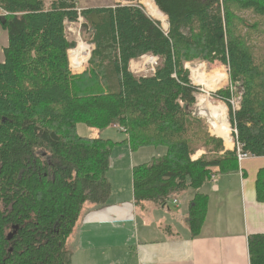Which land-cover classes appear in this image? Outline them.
I'll return each mask as SVG.
<instances>
[{
	"label": "trees",
	"instance_id": "obj_1",
	"mask_svg": "<svg viewBox=\"0 0 264 264\" xmlns=\"http://www.w3.org/2000/svg\"><path fill=\"white\" fill-rule=\"evenodd\" d=\"M119 1L78 13L72 0L48 7L44 0H0L8 40L0 63V264H71L66 243L81 214L107 206L115 143L78 136L79 123L118 127L132 149L163 147L162 157L133 168L134 205L166 207L192 191L186 222L198 235L207 202L200 190L211 169L227 174L238 164L235 152L191 160L198 144L211 141L188 110L196 88L183 63L191 54L218 59L231 82H241L230 123L243 151L264 157V0ZM139 2L167 18L166 33ZM245 13L263 23L239 21ZM79 16L94 51L84 73L72 76L64 28ZM145 55L160 66L152 76L133 75L130 62ZM223 75L213 81L221 84ZM256 200L264 204V170ZM247 245L249 264H264V234L250 235Z\"/></svg>",
	"mask_w": 264,
	"mask_h": 264
},
{
	"label": "crops",
	"instance_id": "obj_2",
	"mask_svg": "<svg viewBox=\"0 0 264 264\" xmlns=\"http://www.w3.org/2000/svg\"><path fill=\"white\" fill-rule=\"evenodd\" d=\"M108 129L116 133L106 135ZM92 130V138L115 143L110 161L117 160L112 165L118 175H108V170L107 206L86 208L69 236L71 264H249L247 239L264 234V204L256 200L264 157H250L236 171L210 175L200 190L207 197L204 221L193 237L186 222L192 195H186L184 205L180 198L166 207L134 205L132 170L158 156L147 161L148 154L132 149L116 127Z\"/></svg>",
	"mask_w": 264,
	"mask_h": 264
},
{
	"label": "rangeland",
	"instance_id": "obj_3",
	"mask_svg": "<svg viewBox=\"0 0 264 264\" xmlns=\"http://www.w3.org/2000/svg\"><path fill=\"white\" fill-rule=\"evenodd\" d=\"M72 1L74 2L76 9L80 11L83 9H97V8H102V7H113L118 3H123L119 0H72ZM51 2L52 0H44V4L46 7H48L51 4ZM141 2H139V4L141 5V8L145 12V14L148 17H150L152 20L158 22L160 24L161 29L166 33L169 28L167 18L161 15L163 17L162 21L154 19L153 17L149 15V12L147 10V3L149 2L145 3L144 7ZM237 17L239 21H242V22L244 21L248 25H253L254 23H259V24L263 23V21L261 20L258 21L257 19H255L251 13L240 14ZM241 26H242L241 31H243V33H246L248 29V28L246 29V25L241 24ZM64 35L66 37L67 42L72 44V47L68 51H72L76 49L77 46L82 43L90 47L89 57L87 61L82 65L80 70L75 71L72 68H70L69 64H71L72 61L68 60V70L70 74L72 76H79L83 74L84 71L89 66L91 54L94 51V45L91 42L92 35L90 32V29L88 26L87 27L85 26V21L83 19L82 21H76L74 23L67 22L64 28ZM253 39L257 40L256 38H253ZM7 43H8V40H7L6 32L2 30L0 27V63H3L4 61V50L7 48V45H8ZM188 57L189 59L184 61L183 67L188 72V79L190 81V84L196 88V92H194L193 94L195 102L188 110L192 117H195L197 120L201 121L202 126L204 124L205 131L207 133L206 135L211 140L210 142H207V143L198 144L196 146V152L191 156V160L196 159L194 157H196V153L198 151H201L202 153L200 152L198 154L196 160L200 158H204V157H209V160H213L215 157L225 159L228 157L227 155L229 152H233L232 150L229 151L227 149V147L232 143V139L230 137L229 129L227 128L226 120H225L226 132H224L223 130L218 131L214 129V132L219 135V137H215V135H213L214 132L213 130H210L206 119L202 118L203 116L202 113L210 114L209 110L206 108H209L210 110H212L211 105L200 107V106H197V104H199L200 101L206 98L209 94V96L212 97L213 100H215L216 97H219L226 101L228 100L230 102H233L232 105L234 109H238L240 101H241L240 100L241 95L243 93L241 82L238 81L236 83H232L230 80V76H229L230 75L229 68L226 65L222 64L218 59L210 60L208 58H199L198 54H191ZM67 58H68V54H67ZM72 58L73 57H71V59ZM146 60H147L146 58L140 57L136 60L131 61L129 64L130 72L133 75L138 76V77L139 76H152L155 73L156 68L160 66L161 61L158 59V64L155 67V71L154 73H152L151 71H149V69L146 66H144V64H146ZM224 68H226V71H227V78H226V74L224 73ZM193 70H195L197 74H194L192 72ZM220 71L224 73L223 76L225 79H224V82H221V84L219 82L218 84V83H215L216 80L213 81L214 79L213 76L217 72L220 73ZM218 93L219 94L222 93L221 95H225L227 93L230 97L229 96L222 97ZM226 107L228 108L227 102H226ZM228 121L230 123L229 116H228ZM116 129L118 130V132H121L118 127H116ZM76 132L78 136L80 137L92 138L94 136L95 131L88 128L84 124L79 123L76 125ZM114 133H116L115 130L108 129V131L106 132V135H111ZM142 151L143 153L148 154V157L146 159L147 161L150 160L153 156L162 157L165 154V149L163 147L161 148L151 147V148H144V149L142 148ZM158 157H154V158H158ZM110 160H111V157H110ZM112 163L113 164L117 163V160L113 159L112 161H110V169H109L108 175H113V174L118 175L117 168L114 165H112ZM237 164H239L238 161H237ZM218 170L216 168L211 169V175H216V174L219 175ZM186 195H192V192L187 191L186 193H182L179 195V198L181 199L183 205L185 204V199H187ZM172 211H174L173 208H172Z\"/></svg>",
	"mask_w": 264,
	"mask_h": 264
},
{
	"label": "built area",
	"instance_id": "obj_4",
	"mask_svg": "<svg viewBox=\"0 0 264 264\" xmlns=\"http://www.w3.org/2000/svg\"><path fill=\"white\" fill-rule=\"evenodd\" d=\"M78 13L80 12V10H77ZM77 21H82V18L79 16ZM67 23V22H66ZM65 23V24H66ZM78 48V46H77ZM77 48L72 50V51H68L67 54H68V60L70 61L71 60V57H73L74 61L75 59L77 58V53H75L77 51ZM87 52L82 54L81 55V62L80 63H74V64H69V67L72 68L73 70L75 71H78L81 69L82 65L87 61L88 57H89V54H90V47L87 46ZM142 58H146V64H144V66H146L149 71H151L152 73H154L155 71V67L157 66L158 64V58L153 56V55H145V56H142ZM224 73L226 74V78H227V71H226V68H224ZM241 100V99H240ZM226 102H227V106L228 108L226 107ZM233 102H230V101H226L222 98H219V97H216L215 100L212 99V97L208 96L204 99H202L200 101L199 104H197V106H207V105H211V108L212 110H210L209 108H206L209 110L210 114H207V113H202V118H205L208 125H209V128L210 130H213L214 132V128H215V125L214 123H216L217 125H221L223 126V121L226 120V124H227V128L229 129V133H230V137L232 139V148L231 150L233 152H235L236 154V159L239 163V165H241V163L243 161H245L246 159L252 157L250 154L248 153H245L243 151V148H242V145H240L237 141V130L234 126L230 125L229 121H228V116H229V105L231 106V109L232 111H237L238 109H234L233 107ZM199 108V107H198ZM212 114H214L215 116H213ZM215 137H219L218 134H216L214 132ZM215 179V177L212 176V179Z\"/></svg>",
	"mask_w": 264,
	"mask_h": 264
},
{
	"label": "bare ground",
	"instance_id": "obj_5",
	"mask_svg": "<svg viewBox=\"0 0 264 264\" xmlns=\"http://www.w3.org/2000/svg\"><path fill=\"white\" fill-rule=\"evenodd\" d=\"M147 10L149 12V15L151 17H153L154 19L156 20H159V21H162L163 20V17L157 12V10L154 8V6L149 2L147 3ZM87 46L84 45L83 43L78 45V48H77V51L75 53H77V58L74 59L72 58L71 61H72V64H74L75 62L76 63H80L82 58H81V55L86 53L87 52ZM194 74H197V72L195 70L192 71ZM213 116H215L214 114H212ZM215 125V128L216 130L218 131H221L223 130L224 132H226V124H225V121H223V126L221 125H217L216 123H214ZM217 127V128H216ZM217 131V132H218ZM219 133V132H218ZM221 133V132H220ZM223 134V133H222ZM226 135V134H225Z\"/></svg>",
	"mask_w": 264,
	"mask_h": 264
}]
</instances>
